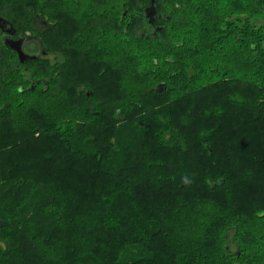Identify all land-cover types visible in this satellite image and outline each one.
Wrapping results in <instances>:
<instances>
[{"label": "trees", "instance_id": "16d2710c", "mask_svg": "<svg viewBox=\"0 0 264 264\" xmlns=\"http://www.w3.org/2000/svg\"><path fill=\"white\" fill-rule=\"evenodd\" d=\"M13 1L0 264H264V0Z\"/></svg>", "mask_w": 264, "mask_h": 264}, {"label": "rangeland", "instance_id": "374dc122", "mask_svg": "<svg viewBox=\"0 0 264 264\" xmlns=\"http://www.w3.org/2000/svg\"><path fill=\"white\" fill-rule=\"evenodd\" d=\"M110 1V0H109ZM118 2L116 1H110L109 3H108V10L109 11H112L113 10V5L114 4H116L117 6H119V4H117ZM137 3V2H136ZM17 5L18 4H16L13 0H0V13L3 15V16H5L10 22H13L15 25H16V27H17V29L18 30H20V31H25L24 29H23V27L24 26H22V20H24L26 17H23L24 15H23V13H24V10H26L27 11V15H29L31 12H33V13H36V9H35V7L34 6H32L31 8L29 7V9L27 10V9H25L23 6H21V5H19V6H21V8L20 7H17ZM137 5H139L138 3H137ZM136 5V6H137ZM141 6V5H140ZM144 7L145 6H143V13H138V15H140V14H144ZM139 9H137L136 8V10L135 11H138ZM26 15V16H27ZM145 16V15H144ZM82 29H84V28H80L79 30H82ZM25 35H29V36H32V32L30 31H26L25 33H24ZM5 35H3L2 36V39L4 38V43L6 42V40H5V37H4ZM27 39V38H26ZM17 43V42H16ZM19 43V42H18ZM23 53H24V55H26V57L27 56H30L29 54H25L26 52H24L23 51ZM17 55H18V53H17ZM36 56H38V57H47V55L46 54H44V52L41 50V52H39ZM18 57H19V55H18ZM51 58V61L53 60V57L52 56H50ZM9 58H10V56H9ZM8 58V59H9ZM19 60H20V58H19Z\"/></svg>", "mask_w": 264, "mask_h": 264}, {"label": "flooded vegetation", "instance_id": "af4514ba", "mask_svg": "<svg viewBox=\"0 0 264 264\" xmlns=\"http://www.w3.org/2000/svg\"><path fill=\"white\" fill-rule=\"evenodd\" d=\"M146 1H147L146 2L147 4L144 7V14H145V9L151 5L149 3L150 0H146ZM35 25H36L37 29H40V28L43 29V28H48V25L49 24H47L45 21L37 18V20H35ZM3 32H4V35H5L4 36L5 37V40L9 44H11L13 46H17L16 45V42H19L18 43L19 44L18 46H20L22 48L21 49L22 52L23 51L26 52L25 54H29L30 56H36L42 50L40 48L41 47V43L38 40V38H36L35 36H29L28 35L27 39L26 38L24 39V38H22V36L21 37L18 36L17 33H16V31H15V34H11L10 36L7 35L6 31L3 30ZM52 57L54 58L55 61L58 60V57H54V56H52Z\"/></svg>", "mask_w": 264, "mask_h": 264}, {"label": "water", "instance_id": "95a60500", "mask_svg": "<svg viewBox=\"0 0 264 264\" xmlns=\"http://www.w3.org/2000/svg\"><path fill=\"white\" fill-rule=\"evenodd\" d=\"M149 3L151 5L145 9V17H146L148 23L152 27H156L157 21L161 18V16H159V13L157 10V0H150ZM125 16H126V13H124V18H125ZM0 28L2 29V31L3 30L6 31L8 36H10L11 34H15V30H14L13 26L11 24H9V22H7L2 17H0ZM162 30H163L162 27H157L154 34H156L157 32L158 33L162 32ZM5 45L8 47V49L14 50L15 52L18 53L21 62L24 61L26 56L22 52V50H21L22 48L20 46H18L19 45L18 42L16 43L17 46H13V45L9 44L7 41L5 42Z\"/></svg>", "mask_w": 264, "mask_h": 264}]
</instances>
